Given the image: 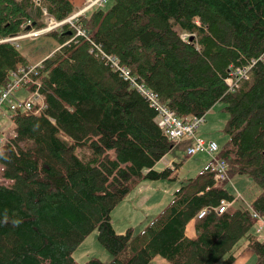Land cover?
I'll return each mask as SVG.
<instances>
[{
	"label": "trees",
	"instance_id": "obj_1",
	"mask_svg": "<svg viewBox=\"0 0 264 264\" xmlns=\"http://www.w3.org/2000/svg\"><path fill=\"white\" fill-rule=\"evenodd\" d=\"M73 11L70 0H0V92L18 65L31 66L18 42L3 40L42 29L43 12L60 21ZM80 23L87 38L68 24L46 33L58 46L31 74L37 84L21 88L38 91L45 109L2 103L14 135L0 143V264H77L72 253L94 230L111 260L83 264H233L246 250L264 264V230L253 231L251 215L264 218V0H110ZM97 46L179 119L217 102L227 114L217 156L229 181L216 183L207 164L136 235L116 233L111 211L141 181L174 179L175 168L154 166L177 144ZM249 63L248 80L228 92V72ZM236 175L258 194L217 214L221 200H234L223 184ZM202 208L211 210L196 220Z\"/></svg>",
	"mask_w": 264,
	"mask_h": 264
},
{
	"label": "rangeland",
	"instance_id": "obj_2",
	"mask_svg": "<svg viewBox=\"0 0 264 264\" xmlns=\"http://www.w3.org/2000/svg\"><path fill=\"white\" fill-rule=\"evenodd\" d=\"M6 1L10 2L12 0ZM109 1L110 0H108V2ZM79 4L78 7H75V10L79 9L80 6L83 7V3L79 1ZM74 6H76V4ZM105 6L106 5H104V7ZM90 10H92V8L87 10L86 13ZM46 17L47 16L43 13V19L45 18L43 22L45 23ZM62 20H60V22ZM57 22H59V20H57ZM35 31L38 32L40 30L37 29ZM30 33L32 32L28 31L22 35H29ZM18 43L19 51L28 65H35L34 63L37 61L41 62L58 46L56 41L46 34L37 35L36 37H26L23 40H18ZM26 95H28L26 89H20L14 93L16 99H22ZM222 107L223 104L220 102L214 104L205 114V121L195 130L196 138H202L205 142L213 141L220 149L227 140V136L223 133V126L227 120V114L221 111ZM10 113L11 112L6 106H2L0 112V137L3 139V143L7 136L10 137L14 135V132L11 130ZM176 144L177 145L154 166L156 171H162L166 167L175 168L172 174L174 179L143 180L137 184L111 211V224L116 233H124L128 228H130L133 235L140 232V230L148 225L149 222L168 205L173 192L188 178L195 176L209 163L210 157L206 153L201 152L192 157H187L185 155L186 145L193 144L192 138L185 137ZM168 162H170L169 165ZM230 181V183L223 184L224 188L229 194L233 195V197L239 193L242 198V200L233 202L230 208L232 209L239 204L249 206L254 197L258 194V189L255 187L252 180L246 176L236 175L231 177ZM1 182L3 181L1 180ZM254 230L253 228V231ZM187 232L189 233V230ZM247 252H249L252 257H250V255L244 256L246 260L244 264H253L255 255L250 251ZM72 257L77 264H83L87 260L93 258L103 263H108L111 260V255L98 243L96 230L92 231L81 242L73 251ZM158 260L164 259L155 257L149 264H157ZM165 264H167L166 261Z\"/></svg>",
	"mask_w": 264,
	"mask_h": 264
},
{
	"label": "built area",
	"instance_id": "obj_3",
	"mask_svg": "<svg viewBox=\"0 0 264 264\" xmlns=\"http://www.w3.org/2000/svg\"><path fill=\"white\" fill-rule=\"evenodd\" d=\"M81 2L83 3V7L80 6L79 9L71 13L61 22H57V20L52 17H48L47 14L44 13V15L47 16L46 23L44 28H42L40 31H32V33H30L29 35H20L17 37L6 38L3 41L12 42L17 41L21 38L35 37L39 34L54 30L58 26L64 24H68L75 31L76 36H83L87 38V34L80 23V17L83 16L86 11L91 8H103L104 5H106L107 0H81ZM185 36L186 35H183L181 38L185 39ZM108 60L111 61L114 67L118 68V62L115 58L110 59L108 57ZM36 66L37 65L29 66L27 68L23 67L22 65H18L17 73H12V80L8 82L0 92V112L2 103L4 102L8 104L10 111H32L35 114H39L45 109L46 105L44 103V98L40 93H38V91H32L23 100H17L13 97L14 92L28 85L26 81V72L34 70ZM251 67L252 63H249L244 66L232 68L228 72V76L224 79L228 92L233 91L240 82L248 80ZM121 74L125 79L129 80V83H131V85H133L137 89V91L144 98H146L150 106L155 110V122L158 128L162 130L169 139L174 142H179L185 137L192 138L193 144L188 145L185 150V155L187 157L195 156L201 152L206 153L210 157L208 167L209 170L213 173L214 181L216 183L229 181L227 165L217 156V152L219 150L218 145L213 141L205 142L202 138H196L195 136V130L205 121V115L194 116L188 120H181L176 117L173 112H171L159 102L158 97L154 92L147 89L145 86L134 82V80L128 75V72L125 69H121ZM38 86L39 85H37V88ZM2 142L3 139L0 137V143ZM234 200H242L241 195L237 193ZM232 203L233 202L221 200L218 206L214 207L212 210L217 214H221L225 212ZM210 210V208H202L196 214L195 219H202L210 212ZM251 215L259 222L256 224V232L264 230V218L254 211H251Z\"/></svg>",
	"mask_w": 264,
	"mask_h": 264
},
{
	"label": "crops",
	"instance_id": "obj_4",
	"mask_svg": "<svg viewBox=\"0 0 264 264\" xmlns=\"http://www.w3.org/2000/svg\"><path fill=\"white\" fill-rule=\"evenodd\" d=\"M72 3H73V5H75L76 4V6L75 7H78L80 4H79V1L81 2V0H70ZM77 2V3H76ZM51 53V52H50ZM50 53L47 55V56H49L50 55ZM37 63H39V61H37V62H35L34 64H37ZM166 156V155H165ZM164 156V157H165ZM169 163L170 162H168V165H169ZM189 230V233L187 232ZM185 235L188 237V238H194L195 236H196V232H195V228H194V221H191V222H189L188 224H187V226H186V228H185ZM246 255H250V257H252L251 256V254L249 253V252H247V250L246 251H244L241 255H239L236 259H235V261H234V263L233 264H244L245 262H246V260L244 259V256H246ZM157 264H165V261L164 260H158L157 261Z\"/></svg>",
	"mask_w": 264,
	"mask_h": 264
},
{
	"label": "bare ground",
	"instance_id": "obj_5",
	"mask_svg": "<svg viewBox=\"0 0 264 264\" xmlns=\"http://www.w3.org/2000/svg\"><path fill=\"white\" fill-rule=\"evenodd\" d=\"M98 1H103V0H98ZM101 8V7H100ZM43 13H46V12H43ZM47 14V13H46ZM53 18V17H52ZM45 19V18H44ZM45 23V22H44ZM59 27V26H58ZM72 29V28H71ZM28 31V30H27ZM26 31V32H27ZM93 49H96V51H97V53L101 56V58H102V60H104L107 64H109V66L112 68V69H114L115 71H117L123 78H124V76L121 74V69H125L123 66H121L120 64H118V68L117 67H114L113 65H112V63H111V61L110 60H108V57L110 58V59H113V58H115L114 56H111V55H108V54H105L98 46L97 47H93ZM34 71H35V69L34 70H32V71H28V72H26V81H27V83L30 85H36L37 84V82H34L32 79H31V74H33L34 73ZM128 75H129V73H128ZM125 79V78H124ZM127 82H129V80L128 79H125Z\"/></svg>",
	"mask_w": 264,
	"mask_h": 264
}]
</instances>
